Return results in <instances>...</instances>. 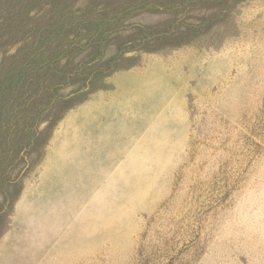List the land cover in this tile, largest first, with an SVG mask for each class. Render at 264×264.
Segmentation results:
<instances>
[{"label":"rangeland","instance_id":"374dc122","mask_svg":"<svg viewBox=\"0 0 264 264\" xmlns=\"http://www.w3.org/2000/svg\"><path fill=\"white\" fill-rule=\"evenodd\" d=\"M102 1L111 72L3 171L0 264H264V0Z\"/></svg>","mask_w":264,"mask_h":264},{"label":"trees","instance_id":"16d2710c","mask_svg":"<svg viewBox=\"0 0 264 264\" xmlns=\"http://www.w3.org/2000/svg\"><path fill=\"white\" fill-rule=\"evenodd\" d=\"M102 2L0 0V195L7 184L15 186L3 171L12 168L16 152L29 154L42 125L58 117L50 111L67 102L60 92L78 86L76 94L111 72V62L102 61L107 39L112 34L119 44L126 15L104 18ZM117 48L119 59L127 51Z\"/></svg>","mask_w":264,"mask_h":264}]
</instances>
